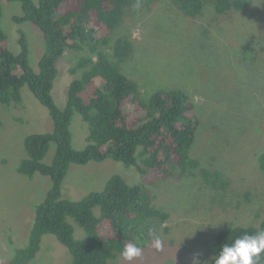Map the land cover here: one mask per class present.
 <instances>
[{"label": "rangeland", "instance_id": "1", "mask_svg": "<svg viewBox=\"0 0 264 264\" xmlns=\"http://www.w3.org/2000/svg\"><path fill=\"white\" fill-rule=\"evenodd\" d=\"M164 1H156L148 14L128 11L126 29L118 35L129 36L134 44L125 64L144 96L180 88L194 98L200 128L191 157L199 168L184 179L156 182L147 188L152 205L169 217L165 222L148 221L138 230L147 235L140 258L129 262L119 256L109 264H191L193 252L201 253V264H208L220 229L257 226L264 216V173L258 163L264 152V0H241L243 10L233 11L230 18L222 16L214 24L209 12L191 21L170 12ZM0 4V27L9 50L18 51V31L23 30L29 63L37 70L41 33L31 23L13 22L12 17L21 14L18 2L0 0ZM81 54L67 51L58 62L52 96L59 108L65 105L68 85L78 76L71 75L70 69ZM21 97L18 105H0V264H7L14 250L26 244L34 207L50 188L47 177L36 174L30 179L17 172L25 157L23 139L52 130L47 110L27 87L22 88ZM70 130L72 147L82 150L87 130L79 115L73 117ZM53 152L51 145L46 162ZM204 174L221 175L227 181L226 190H212ZM112 175L130 186L142 183L135 168L111 159L71 165L62 184V198L78 201L100 191ZM79 230L75 226L77 238ZM153 235L162 241L159 250L153 247ZM70 261L55 237L45 235L40 251L28 264Z\"/></svg>", "mask_w": 264, "mask_h": 264}, {"label": "trees", "instance_id": "2", "mask_svg": "<svg viewBox=\"0 0 264 264\" xmlns=\"http://www.w3.org/2000/svg\"><path fill=\"white\" fill-rule=\"evenodd\" d=\"M8 1L18 2L21 8V14L12 17L13 22L34 25L41 33L43 47L34 70L29 63L25 32L18 31V51L13 53L0 27V105L20 104L21 90L27 87L47 110L52 130L23 139L25 157L17 172L30 179L36 174L47 177L50 188L34 207L26 244L14 250L7 264L33 261L45 235L54 236L67 250L70 264H109L122 256L127 244L143 247L146 234L138 230L144 229L148 221L168 219V214L152 205L147 188L156 182L184 179L199 168L198 161L191 157L200 128L194 98L180 88L156 90L144 96L125 64L134 44L129 36L118 35L126 29L128 11L148 14L159 0ZM165 6L191 21L209 12L214 24L222 16L230 18L233 11L243 10L245 3L166 0ZM1 17L0 4V23ZM67 51L82 54L70 69L71 75L78 76L68 85L65 105L59 108L52 89L58 62ZM75 114L87 130L82 150H75L71 144ZM51 145L54 152L46 162ZM107 159L135 168L142 183L130 186L120 176L112 175L100 191L90 192L78 201L62 198V184L71 165ZM258 163L264 173V152ZM204 177L212 190H226L227 181L221 175ZM75 226L80 229L78 238ZM260 231H264V216L257 226L220 229L211 246L212 258L221 245ZM212 258L208 264H212ZM258 264H264V254Z\"/></svg>", "mask_w": 264, "mask_h": 264}, {"label": "clouds", "instance_id": "3", "mask_svg": "<svg viewBox=\"0 0 264 264\" xmlns=\"http://www.w3.org/2000/svg\"><path fill=\"white\" fill-rule=\"evenodd\" d=\"M162 241L153 235V247L159 250ZM143 249L133 243L127 244L121 255L131 262L142 256ZM264 254V231L254 235H243L235 239L232 244H223L220 251L212 258V264H258L259 258ZM199 252H193L191 264H201Z\"/></svg>", "mask_w": 264, "mask_h": 264}]
</instances>
